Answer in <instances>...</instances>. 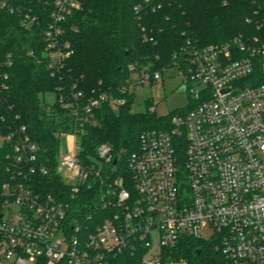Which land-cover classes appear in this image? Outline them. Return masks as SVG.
I'll return each instance as SVG.
<instances>
[{
    "label": "built area",
    "instance_id": "1",
    "mask_svg": "<svg viewBox=\"0 0 264 264\" xmlns=\"http://www.w3.org/2000/svg\"><path fill=\"white\" fill-rule=\"evenodd\" d=\"M80 7L81 0L55 1L44 33L52 77L61 75L74 53L64 38L65 23ZM0 11L24 14L9 0H0ZM37 21L24 14V25ZM177 60L165 71L130 68L127 94L176 69L193 104L174 114L168 129L144 132L140 150L129 156H115L102 145L90 164L81 158V140L95 110L125 99L105 93L60 96L74 119L60 137L71 135L74 144L72 155L60 150L56 171L67 170L77 181L69 186L71 201L88 188L96 193L94 212L83 223L71 219L70 202L45 195L29 179L49 170L27 127L9 124L8 100L1 94L12 62L0 57V122L8 128L6 134L0 129V172L10 175L0 179V264H109L124 251L142 253V264H163L164 249L187 236L204 240L206 227L212 231L208 242L218 241L229 264H264V82L249 80L258 63L264 71V41L237 38L188 49ZM124 161L127 169L119 170ZM111 163L116 168L106 173Z\"/></svg>",
    "mask_w": 264,
    "mask_h": 264
},
{
    "label": "trees",
    "instance_id": "2",
    "mask_svg": "<svg viewBox=\"0 0 264 264\" xmlns=\"http://www.w3.org/2000/svg\"><path fill=\"white\" fill-rule=\"evenodd\" d=\"M9 1L23 8L24 14L36 15L38 21L29 27L24 25V14L0 11V57L12 62L7 69L8 89L1 94L8 100V121L27 127L49 170L47 175H31L29 179H34V185L45 195H60L63 201L70 202L71 219L76 217L83 223L94 212L96 193L88 188L71 201L69 186L56 171L60 136L74 126L60 96L71 92H83L87 97L105 93L125 99L118 111L109 102L95 110L81 140V158L90 164V158L97 156L102 145H109L115 156H129L140 150L144 132L168 129L170 118L177 113L157 117L151 111V102L147 113H132L133 94L123 91L129 84L131 67L136 71H165L174 68L178 57L188 49L220 45L237 38L264 41V0H81L80 9L65 23L64 38L74 53L61 75L52 77L44 58V33L56 0ZM249 80L254 84L264 82L259 63ZM48 93L56 96L52 106L45 102ZM0 129L8 133L1 122ZM179 159L181 163L185 161V149L179 151ZM124 162L117 166L119 170L127 169ZM115 168L111 163L104 169L108 173ZM9 177L5 169L1 170L0 179ZM218 245L217 240L181 238L177 246L163 250V264L169 260L229 264ZM109 264H142V253L113 254Z\"/></svg>",
    "mask_w": 264,
    "mask_h": 264
},
{
    "label": "rangeland",
    "instance_id": "3",
    "mask_svg": "<svg viewBox=\"0 0 264 264\" xmlns=\"http://www.w3.org/2000/svg\"><path fill=\"white\" fill-rule=\"evenodd\" d=\"M31 25H29L30 27ZM184 77L176 69L167 71L163 77L154 82H147L144 85L134 86L132 89L133 104L131 105V112L134 114H145L148 110V103L151 102L155 108L157 117H166L175 112H180L188 109L193 104V97L188 92H181L184 88ZM45 102L48 105H54L56 96L53 93H48L45 96ZM114 110H119L120 105L114 102L111 103ZM0 139V144L2 143ZM74 137L71 135L61 137V155L67 156L73 154ZM63 181L68 186L77 184L75 179L71 178L67 170H61ZM101 218V216L99 217ZM202 237L204 241H210L212 238V231L210 227L202 230ZM170 262V263H168ZM166 264H183L182 262H174L169 260ZM29 264H38V262H30Z\"/></svg>",
    "mask_w": 264,
    "mask_h": 264
},
{
    "label": "water",
    "instance_id": "4",
    "mask_svg": "<svg viewBox=\"0 0 264 264\" xmlns=\"http://www.w3.org/2000/svg\"><path fill=\"white\" fill-rule=\"evenodd\" d=\"M185 91H186V88H185V87L181 89V92H185ZM45 113H46V112H45ZM200 252H201V251H199L198 253L200 254Z\"/></svg>",
    "mask_w": 264,
    "mask_h": 264
}]
</instances>
